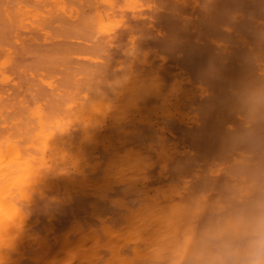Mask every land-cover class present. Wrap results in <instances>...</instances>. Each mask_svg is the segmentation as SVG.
I'll return each mask as SVG.
<instances>
[{
	"label": "bare ground",
	"instance_id": "bare-ground-1",
	"mask_svg": "<svg viewBox=\"0 0 264 264\" xmlns=\"http://www.w3.org/2000/svg\"><path fill=\"white\" fill-rule=\"evenodd\" d=\"M120 1L0 0V244H6L4 253L9 256L8 264H128L129 260H132L133 264H150L145 256L149 249L155 247L161 249L159 264H163L165 261L169 262L172 255L177 251L183 250L185 254H190L192 245L198 243L206 232L216 237L215 244L210 242L213 251L227 247H240L248 240L250 220L257 213L258 205L264 202V168L261 169L263 173L260 176L262 178L256 177L257 173L260 174L259 170L256 172L258 166L255 172L253 171L255 170L254 166V169L251 170L250 168L249 173L251 174L245 178L242 177L239 182L245 181V184H240L239 188L235 186L238 185L236 182L234 186L233 183L231 185V180L226 183L228 185L225 189L229 185L231 187V191L230 188L227 189L228 191L226 190L227 196L220 193L224 190L225 185L221 184L227 182L226 178L223 177L224 180L226 179L225 182L223 181L224 183L219 182L223 178L217 180L221 183L218 185L219 189L222 186L221 189L223 190L218 191V188L215 190L217 186L213 187L215 183L211 179L213 178L214 181V177H219L213 176L212 173L215 171L211 172L212 178H208L207 182L203 178L204 183H202V180L197 177L199 172L196 171L197 174L193 172V169L195 171L197 168H193L192 172L187 170L190 174L193 173L195 177L192 174L189 175V172L185 170L188 168L187 166H191L193 160L198 159L196 162L199 165L202 164L199 161L202 157L207 159V163L208 160L215 159V157L225 158L226 149L236 148L234 145L247 148L252 143H256V146L264 143V140H259L263 138L261 136H264V73L259 72V64L256 63L259 54L262 55V59L259 58V60H264V0H164L165 2L161 0L163 7L167 1L166 6L170 2L176 9L191 8L198 10L195 17L191 14L193 21H191V15L188 17L191 22L195 20V27L193 26V28L198 34L200 33L199 38L201 35L204 41L205 39L210 41L206 42L208 49L209 43L210 47L217 45L218 49L220 47L223 50L232 48L229 51V56L234 55L232 57L234 60L230 62H228V58H231L223 55V53L221 56L220 54H212L208 56L209 58L201 56L203 59H208L191 62L193 66L198 63L195 66L201 64L204 67L202 69L199 66L200 72L206 71L202 72V75L200 74L202 76L200 78H206L204 74L207 73V77L209 75L216 86L223 88L222 83L225 88L224 94H222L223 89L220 90L221 88L216 89L217 94V91L215 93L213 91L211 101L207 102V100L195 110L194 108L191 109L190 101L194 99L200 88L199 84L202 83H197V87L194 86V83L187 86L184 78L187 79L188 76L184 77L182 76L184 73L180 72V75L179 72V74L176 72L181 70L178 68L180 65L176 66L178 70H175L177 68L174 65H170L173 67L172 70H169L168 67L166 70L165 66L167 65H154L151 60L152 57L150 58L151 52L147 50H143V52L142 48H139L141 43L133 38H131V42L118 43V45L126 44V48L123 49L124 52L120 57H118L119 54L116 58L115 53L112 54L107 50L106 43H113L114 41L113 38L112 41H107L110 40L107 38L111 35L110 32L117 29L116 33H118L120 28L123 29L121 26L124 27V24L128 23L124 21L127 18L124 19L123 17L127 8L132 9L130 12L133 13V9H135L137 16L141 17L140 12L137 13L139 9H136L139 4L138 0H123L121 3ZM157 2L158 7L161 2L159 3V0ZM117 7L119 8L118 13L116 12L117 15L122 12L120 10L126 9L125 12L123 11L124 15H121L123 12L120 14V19L118 18L119 15L117 17L115 14ZM143 9L146 8L143 7ZM140 10L142 11L141 8ZM145 11V14H148L147 10ZM185 11H182L184 15L187 14ZM122 18L124 24L121 21ZM187 19L184 20L187 21ZM188 23L184 25L188 26L187 30L191 33L193 29L189 27L191 23L189 25ZM250 24L257 26L253 28L250 27ZM118 25L120 26L119 29ZM135 25L133 28L137 29ZM142 25L140 26L142 27ZM133 28L130 29L131 31L127 29L129 33L133 34L132 37H134L133 32L135 30ZM21 29H26L25 33L28 32L29 35ZM153 30L156 31V29ZM185 30L184 33L187 31ZM129 33L124 36L127 35L128 37ZM145 33L154 34L151 31ZM192 33L191 35L194 36ZM113 34L115 35V33ZM168 34L169 32H167ZM172 34L174 35V33ZM225 34L230 36V39L233 35L238 36L242 46H239L240 43L238 45L225 43L226 39L224 41L221 39V35ZM167 35L165 36L167 37ZM69 36L79 37V41L81 39L92 40L89 43L85 42L86 45L83 42L80 44L85 46L77 47L72 45L73 43H69V41L73 42ZM179 36L178 34L177 38L173 37L177 39L175 41H178ZM236 36H233L235 41L237 40ZM141 37L144 38V35ZM166 37L165 42L168 40ZM184 37L186 41L191 39L187 38L188 36ZM124 38L126 39V37ZM145 38L148 39V37ZM149 38H151L150 35ZM233 39L231 42L234 41ZM44 42L45 44H43ZM165 42L163 43L164 46ZM198 42L195 41V44L197 45ZM40 43L42 44L40 45ZM171 43V46L169 42L167 43L169 48L166 47V49L172 51L179 42H176L174 47ZM187 45L189 43L186 44V47ZM181 46L180 48L183 49ZM188 48L190 49V47ZM166 49H164L165 53L167 52ZM202 49L198 52L195 50V53L203 54ZM189 51L192 53L191 50ZM211 51L209 50L210 53ZM74 53H77L79 58H83L86 61L85 64L81 59L79 60L82 65L77 64L74 58L75 61H72L71 56ZM171 56L173 57V55ZM224 56L228 58L225 59ZM155 59L161 60V58ZM72 62L74 63L72 64ZM184 62L182 61V63ZM187 62L188 65H191L189 64L190 61ZM182 63H180L181 66ZM165 64H167L166 61ZM183 65L188 66L185 63ZM194 67L191 68H198ZM163 68L170 71L167 72L168 75ZM173 70L180 76V79L176 77L177 74L171 73ZM49 71L50 73L55 72V75L51 76L48 74ZM181 71L183 72V70ZM45 73L49 76L46 77ZM186 74L193 75V73L187 72ZM57 77L59 78L56 79ZM57 80L61 82L58 84ZM53 82L56 84L53 85ZM45 87H49L50 92H47ZM227 88H230L229 93L226 92ZM201 89H203V85ZM219 91L222 93L220 94ZM177 114H181L184 118H190L192 122L194 120L193 124L197 123L196 126L192 124L193 127L195 126L194 128H190L191 124L190 127L188 126L189 128L184 125V128L189 130L188 134L192 138L191 141L195 142L193 146L195 145L197 148H202V145L208 146L207 148L205 146V149L202 148L203 151L198 150L202 157L199 153L197 154L196 148L195 151H197L196 154L199 155V158L196 157L197 155L193 150L189 151L194 147L190 146L191 149L188 147V153L183 154L182 149L178 151L177 142L172 143V136L170 133L168 135V131H173L170 124ZM227 114H235L238 117L237 121L240 124L237 132H233L232 127L221 126L224 123L216 124V121L219 123L222 118L218 119L219 116ZM183 117L179 120L184 119ZM208 117L211 119L214 117L217 120L213 123V118L212 124H210ZM246 122L249 123L248 126H244ZM175 123L172 125L175 126ZM167 124L168 127L170 125L169 128L171 129H165ZM177 126L175 127L177 128ZM171 134L173 133L171 132ZM168 136H171V140L168 139ZM189 136L187 135V138ZM188 141L190 140L188 139ZM179 152L183 154V158L177 157V155L181 156ZM249 152L251 153V151ZM211 153L216 156L209 158ZM233 154L235 155V153ZM253 154L255 155V153ZM185 155L188 157V161L193 156L196 158L191 159L190 164H184L186 169L181 164L177 168L171 164L174 162L172 160L174 158V160L181 158L187 162ZM144 156L149 157L152 161L153 167L151 169L145 170L144 165L140 163ZM178 159L177 163H179ZM204 159L202 158L203 161H205ZM169 161L175 167H170L175 170L174 172H180L182 175L181 171L184 168L183 171L189 175L191 181L200 182L199 185L196 182V185L199 186L198 189L192 188V184L196 185L193 182L190 183L191 190L189 187L187 188L190 192H196L200 189L201 192L207 193L209 192L208 188L211 191L212 186L215 188L213 195H205L200 192L199 194L202 195L201 198L203 199H199L200 195L198 194V196L194 192L195 195H188L189 192L186 190L184 182L187 185L190 180L183 171V175L189 180L186 181L184 177L182 179L184 182L180 180L183 182V188L180 183L176 186L179 181L178 178L180 179L177 172L178 176L175 173L172 175L169 173L170 175L168 174L166 177L172 178L173 176L176 181L174 178L172 180L165 177L164 179L161 177L160 180V172L166 173L164 169L168 168ZM239 161L234 167L239 166ZM261 161L262 159L259 163L263 165L264 161H262L263 163ZM196 162L192 166L197 165ZM159 163L164 166V169L159 167L161 166ZM224 163L219 162L220 165ZM240 163L242 167L244 164ZM156 164H159L157 168L155 167ZM234 164L236 165V162ZM228 165L230 166L229 163ZM209 166L211 167L208 165V168H210ZM199 168L201 169V165ZM212 168H214L213 165ZM212 168L208 170L211 171ZM221 168L223 170L224 166ZM247 168H245L246 171L249 169ZM152 170L160 173H156L158 176L154 174L157 176L156 179H154L155 176H150ZM206 170L204 169V171ZM242 170L245 172L244 169ZM242 170L240 169V172ZM230 172H227L228 176ZM165 173L164 176L167 175ZM215 174L217 175V173ZM249 175H255L254 179L261 180L252 182L251 179L253 178ZM205 176L207 179L208 175L205 174ZM231 177L228 178L232 179ZM145 179L148 183L152 182L153 184L157 180L161 181L159 184L166 180L170 182L171 187L168 185L169 183L164 184L169 188L163 185L159 186L156 183L151 188L152 183H150L148 184L151 185L150 189L149 187L146 188V192L144 189L145 195L141 198L138 192L133 193V189L139 188L140 180ZM234 179H232L233 182ZM126 182L131 187L119 188V184H127ZM171 183L175 185H171ZM140 184V187L144 185ZM115 187L117 192L114 190ZM203 188L208 191L203 190ZM119 189H121L120 191L127 189V191L122 192L125 194L124 198V194L121 193L123 200L120 197ZM192 189L196 191H192ZM110 190L112 191L110 192ZM129 190V196L132 194V199L136 198L134 195H139L135 202L127 196L128 193L126 192ZM113 192L119 194L120 201L124 202L125 200V203L130 201L133 205L138 200L139 203L127 209L124 207L126 210L122 209L121 211L120 207H117L118 205L112 204L120 211L111 209L114 212L112 213L109 211L112 205L101 199L106 193L109 196L114 195L111 198L118 201L116 200L119 198L118 195L115 196ZM139 192L141 191L139 190ZM218 192L221 196L218 197L217 195L216 197L215 194ZM238 192L241 193L240 196L242 195L241 197L244 198L245 202L238 194L236 195ZM183 193L187 195H183ZM106 196L105 198L108 199L109 197ZM224 196L225 198L221 199ZM237 196L241 198L242 203L234 200ZM225 201L229 202L228 204L231 203L233 207L225 210L223 208L226 206L224 205ZM104 202H108V204L106 203L105 206ZM104 207H110L107 209L108 213ZM216 208H222L224 211L218 213V217H213L216 213L211 216V212ZM76 209L78 213L82 209L81 214H77ZM195 232H197L196 239L192 236Z\"/></svg>",
	"mask_w": 264,
	"mask_h": 264
},
{
	"label": "rangeland",
	"instance_id": "rangeland-1",
	"mask_svg": "<svg viewBox=\"0 0 264 264\" xmlns=\"http://www.w3.org/2000/svg\"><path fill=\"white\" fill-rule=\"evenodd\" d=\"M119 1H120V0H118V2H119ZM121 1H123V0H121ZM121 1H120V3H121ZM154 1H155V0H153V1H152V0H138L139 4H138V7H137L136 9H139V10H138V11L136 10V11H137V13L140 12L139 15H140L141 17L137 16V14H136V12H135V9H133L134 13H133L132 11L130 12V10H132V9H130V8H127V11H126L125 8H124L125 10H120V12H121V11H122V12H123V11H124V12L126 11V14H127V15H126L124 12H123V14H121V13H122V12H121V13L118 14V15H119V17H118L117 13H118V11H119V10H118L119 8L117 7V8H116L117 10H115V14H116V16L120 19V17H121L120 14H121V15H124V14H125L126 17H125V16H123V17H124V19L127 18V20H124V21H125V22H128V23H126L127 25L124 24L123 18L121 19V21H123V24H124V27L121 26L123 29H121L120 26L118 25V26H119L118 29L120 28V29L118 30V33H116L117 29L112 30V31L110 32L111 35H112L113 33H115V35H114V34H113V36L109 35V37H107V38H108V39L110 38V40H107V41H112V38H113L114 41H113V43H112V42H107L108 44L106 43V45H107L106 48L108 47L107 50H108L110 53H112V54L115 53L116 58H117V56H118L119 54H120V55H119L118 57H120V56L123 54V52H124V50H125V48H126V44H123V45L120 44V45H118V43H128V41H130L131 38H133V39L139 41V43H141V44H140L141 47H139V48H142V49H141L142 51H143V50H144V51L147 50V51H150V52H151V55H152V56H150V58L152 57L151 60H152V63H153L154 65H156V66H161L162 64H163L164 66L167 65V66H165V67H166V68H165L166 70H168V69H169V70H172V69H173V67H170V65H172V66L174 65L175 67H176V66L178 67V66L180 65L178 68H179V69L181 68V70H183V72H182L181 70H178L177 67H176L177 69H175V68H174V69H175V70H178V71H176L177 73H178V72H179V73L181 72L182 74L184 73L182 76H184V77H187V76H188L187 79L184 78V77H181V78H184V80H185L186 83H187V86H189V85H191V84L194 83V86L197 87V86H198L197 83H199V82L202 83V84H199V85H200V86H199L200 88H199V90L197 91V93H196L194 99H192V100L190 101L191 109L194 108V110H195L198 106H200L201 104H204V102H206L207 100H208L207 102L211 101V99H212L211 97L213 96V95H212V94H213L212 92L214 91V93H215V92L217 91L216 89L219 90V88H221V87H218V85L216 86L215 82H213V80L210 78V76L208 75V77H209L210 79L207 77V73L204 74V76L206 75V76H205L206 78H204V77H203V78H200V77H202V76H201V75H202L201 73H202V72H206L205 70H204V71L202 70V72H200V70H201L200 68L203 69L204 67H203L201 64L199 65V66H201L200 68H199V66H195V65L198 64V63H197V64H195L194 66H195V67H198V68H197V69H193V68H191V67H194V66H193V63L191 64V62H194L195 60H196V61H202V59H203L202 57H208V56H211L212 54H213V55L220 54V56H221L222 53H223V55L225 54V55H227L228 57L231 58V59H229L227 56H224L225 59H226V57H227V58H228V62H230L231 60H234V59H232V57H234V55L231 54V55L229 56V54H230L229 51L232 50V48L230 47V48L227 49V50H223V48L220 47V48L218 49L217 45H215L216 47H214V46H211V47H210V43H209V49H208V45H207L208 43L206 44V42H210V41H207V39H205V41H204L203 38H202L201 35H200V38L202 39V40H201V39L199 38V34H200V33L198 34V32H196V30L193 28V26L195 27V24H194V23H195V20H194V22H191V21H193V20H192V19H193V16H192V15H194V17H195V14H196V12H198V10L196 11V9H191V8H182V9H178V8H177V9H176V7L173 6V4H171L170 2H168L169 4H167V6H166L167 1H166V3H164V5L166 6V8H165V6H164V7L161 6V4L163 5L162 2H165L164 0H163L162 2H161V0H159V3H160V2H161V3H160V6L157 7V5H159V4H157V3H158L157 0H156L155 2H154ZM153 2H154V3H153ZM155 3H156V4H155ZM147 5H148V6H147ZM168 5H170L169 8H167ZM171 5H172V6H171ZM143 7L146 8L145 10H147V13H148V14H145L146 11L143 9ZM160 7H163V8L161 9ZM140 8L142 9V11L140 10ZM159 8H160V10H159ZM172 8H173V10H176V11H173ZM174 8H175V9H174ZM122 9H123V8H122ZM128 9H129V11H128ZM152 9H155L156 12H154L155 10H152ZM163 9H164L165 12L163 11ZM165 9H166V10H165ZM169 9H170V10H169ZM158 10H159L160 12H159ZM161 10L163 11L162 14H161V12H162ZM177 10H179V11L177 12ZM181 10H182V11H183V10H184V11L186 10L185 13H187V14L184 15V12H182ZM190 10H191V11H190ZM148 11H150V12H148ZM192 11H193V13H192ZM194 11H195V13H194ZM116 12H117V13H116ZM151 12H152V13H151ZM153 12H154V13H153ZM173 12H175V13L173 14ZM180 12L184 15V19H185V18H188L187 21L183 19V15H182ZM156 13H157V14H156ZM178 13H179L180 15H179ZM189 13H190V14H189ZM141 14H142L143 16H142ZM154 14H155V15H154ZM164 14H165V15H164ZM191 14H192V15H191ZM128 15H129V16H128ZM133 15H134V16H133ZM151 15H152V17H151ZM156 15H157V16H156ZM158 15H159V16H158ZM173 15H174V16H173ZM190 15H191V16H190ZM136 16H137L138 18H137ZM162 16H163V17H162ZM171 16H172V17H171ZM177 16H178V17L180 16V17H179V20H178V17H177ZM185 16H186V17H185ZM188 16H190L191 21H190V18H189ZM135 17H136V18H135ZM143 17H144V18H143ZM154 17H155V18H154ZM157 17H158V18H157ZM167 17H168V18H167ZM170 17H171V18H170ZM175 17H176V18H175ZM181 17H182V18H181ZM147 18H148V20H147ZM172 18H173V19H172ZM137 19H138V21H137ZM139 19H140V20L142 19L143 22H144V24H143L142 20L140 21ZM144 19H145V20H144ZM149 19H150V20H149ZM167 20H168L169 22H168ZM171 20H172V21H171ZM182 20H183V21H182ZM188 20H189V21H188ZM139 21H140V22H139ZM145 21H146V22H145ZM147 21H148V22H147ZM160 21H161V22H160ZM175 21H176V22H175ZM185 21H186V22H185ZM138 22H139V23H138ZM166 22L169 23V24H167ZM184 22H185V23H188V22L191 23V25H190L189 27H191V28L193 29V30H191V31L194 32V33H192V32H191V33H192L194 36L191 35V33H190L189 30H187V27H188V26L186 27V26L184 25V24H185ZM121 23H122V22H121ZM146 23H148V24L146 25ZM156 23H157V24H156ZM176 23H178V24H176ZM190 23H188V25H189ZM123 24H122V25H123ZM135 24H137V25L139 24V25L137 26V25H135ZM142 24H143V25H142ZM162 24H164V25L162 26ZM179 24H180V25H179ZM181 24H182V25H181ZM193 24H194V25H193ZM120 25H121V24H120ZM125 25H126V27H125ZM134 25L137 27L138 30L135 29V28H133ZM140 25H142V27H141ZM176 25H177V26H176ZM178 25H179V26H178ZM183 25H184L185 27H184ZM251 25H252V24H250V27H253V28H256V26H257L256 24H253L254 26H253V25L251 26ZM143 26H144V27H143ZM147 26H148V27H147ZM172 26H173V27H172ZM174 26H175V27H174ZM181 26H183V27L181 28ZM131 27L133 28V30L135 29L134 32H133V33H134V37H132L133 34H131V32H130V33L128 32V30L132 29ZM138 27L140 28V30H139ZM150 27H151V28H150ZM169 27H170V28H169ZM141 28H142V29H141ZM164 28H165V30L163 31ZM166 28H167L168 30H167ZM171 28H172V29H171ZM174 28H175L176 30H175ZM178 28H179V29H178ZM184 28H185L187 31H186ZM127 29H128V30H127ZM151 29H152V30H153V29H156L157 32H156L155 30L152 31ZM161 29H162V30H161ZM121 30L123 31V33H122ZM133 30H132V31H133ZM143 30H144V31H143ZM166 30H167V31H166ZM184 30H185L186 32H188V33H186V32L184 33ZM21 31H24V33H25L26 29H25V30L21 29ZM27 31H28V29H27ZM114 31H115V32H114ZM119 31H121V33H119ZM130 31H131V30H130ZM135 31H136V32L138 31V32L136 33ZM140 31H141L142 34H141V33L139 34ZM147 31H148L149 33H150V31H151V33H154L155 35H154V34H148V33H145V32H147ZM165 31H166V32H165ZM176 31H177V33H176ZM163 32H164L165 34H162ZM167 32H169L168 35H167ZM182 32H183V33H182ZM24 33L22 32V34H24ZM126 33H127V34L129 33L130 35H128V37H127V35L124 36ZM157 33H158V34H157ZM170 33H171L172 36L170 35ZM172 33H174V35H173ZM175 33H176V36H177V37H178V34L181 36V37L179 36L180 40H179V38H178V41H175V40H177V39L173 38V37H176V36H175ZM180 33H181L182 35L184 34V36H188L187 38H189V39L191 38V39H190V40L187 39V41H186V38H185L184 36H182ZM25 34H28V32H26ZM117 34H119L120 36L117 35ZM186 34H187V35H186ZM28 35H29V34H28ZM143 35H144V38L141 37V36H143ZM145 35H146V36H145ZM149 35H150L151 38H149ZM156 35H157V36H156ZM159 35H160V36H159ZM165 35H167L169 41L167 40V37H166ZM189 35L192 36V37H190ZM72 36H73V35H72ZM114 36H116V37H115L116 40H115ZM136 36H137V37H136ZM153 36H154V37H153ZM164 36L166 37V40H167L166 42H165V40H164V39H165ZM197 36H198V37H197ZM223 36H224L225 38H224ZM233 36H236V35H233ZM233 36L231 37V39H233ZM124 37H126L127 40H126ZM135 37H136V38H135ZM145 37H148L149 40H148L147 38H145ZM161 37H162V38H161ZM177 37H176V38H177ZM183 37H184V38H183ZM222 37H223V38H222ZM229 37H230V36H228L227 34H225V35H221V39H222L223 41H224V39H226V42H225V43L230 44V45H232V44L238 45V44L240 43L239 46H240V47L242 46V42L238 40V36H236V39H237V40L235 41V40L233 39L234 41H232V42H231V39H230ZM69 38H70V39L72 38L71 41H73V42H70V41H69V43H71V44L73 43L72 45H75V46H77V47L85 46V45H86L85 42L89 43V42L92 40V39L89 40V39H87V38L85 37L87 40H85V39H81L82 41H81V40L79 41L78 39H80V38H79V37L76 38V36H75V37H70V36H69ZM81 38H83V37H81ZM140 38H141V40H140ZM154 38H155V39H154ZM198 38H199L200 40H199ZM122 39H123L124 41H123ZM145 39H146V40H145ZM150 39H151V40H150ZM153 39H154V40H153ZM161 39H163V40H161ZM184 39H185V40H184ZM192 39L195 40L196 42L199 41L200 44H199V42H198L197 45H196V44H195V41H193ZM39 40H41V39H39ZM74 40H75V41H74ZM84 40H85V41H84ZM156 40H158L160 43H159L158 41H156ZM222 40H220V41H222ZM121 41H122V42H121ZM151 41H152V43H151ZM162 41H163V42H162ZM174 41H175V42H174ZM181 41H182L183 43H182ZM185 41H186V42H185ZM191 41H192V42H191ZM39 42H41V41H39ZM42 42H43V41H42ZM60 42L62 43V41H60ZM63 42L65 43L64 40H63ZM78 42H79V43H78ZM82 42H83V44L85 43V45H83V44L80 45ZM130 42H131V41H130ZM153 42H154L155 44H157V45H155ZM164 42H165V46H164V44H163ZM168 42H169V45H170V42H172V43H171V44H173L172 47H174V46L176 45V42H179V43H180V44L177 43L178 45L175 46L176 49L173 48L174 53H173V50H172V51H171V49L168 50V48H169V46H168V44H167ZM161 43H162V44H161ZM174 43H175V44H174ZM188 43H189L190 46L187 45V47H186V44H188ZM191 43H192V44H191ZM41 44H42V43H40V45H41ZM43 44H45V42H44ZM153 44H154V45H153ZM166 44H167V45H166ZM184 44H185V47H183ZM202 44H203V49H202ZM46 45H48V43H46ZM110 45H111V47H109ZM143 45H144V46H143ZM180 45H182L181 47H182L183 49L180 48ZM205 45H206V46H205ZM211 45H212V44H211ZM120 46H122V47H121V50H120ZM153 46H156V47L153 48ZM162 46L164 47V49H166V47H168V48L166 49V50H167L166 53L164 52L165 50L163 49ZM170 46H171V45H170ZM177 46H178L179 48H178ZM198 46L200 47L199 49L197 48ZM204 46H205V47H204ZM41 47H42V46H41ZM143 47H144V48H143ZM188 47H190V49H189ZM194 47H195V48H194ZM212 47H213V48H212ZM118 48H119V49H118ZM177 48H178V49H177ZM185 48H186V50L188 49V50H187L188 52L185 50ZM191 48H192V49L194 48L193 51H192ZM206 48H207V50H206ZM214 48H215L216 50H215ZM123 49H124V50H123ZM201 49L203 50L202 52H204L205 54H204V53H203V54L201 53L202 55H201V54L198 55V53H195L196 51L198 52V51H200ZM204 49H205L206 52H207V51L209 52V50H212L213 52H212V51H211V53L209 52V55H208V52L206 53V52L204 51ZM221 49H222V50H221ZM182 50H183V51H182ZM189 50H191L192 53H190ZM195 50H196V51H195ZM255 50H257V49H255ZM137 51H139V50H137ZM144 51H143V52H144ZM157 51H158V52H157ZM162 51H163V53L161 54ZM170 51H171V52H170ZM175 51H177V52H175ZM178 51H179L180 54L178 53ZM185 51H186V52H185ZM257 51H258V50H257ZM109 52H108V54H109ZM118 52H120V53H118ZM193 52L196 54L195 56H194V53H193ZM153 53H154V54H153ZM169 53H170V54H169ZM183 53H184V56H183ZM259 53H261V52L259 51ZM165 54H166V55H165ZM174 54H176V55H174ZM181 54H182V55H181ZM192 54H193V55H192ZM206 54H207V56H205ZM115 55H114V56H115ZM167 55H168V56H167ZM171 55H173V57H172ZM177 55H178V56H177ZM223 55H222V56H223ZM73 56H75V57H73ZM170 56H171V57H170ZM197 56H199V57H197ZM201 56H202V57H201ZM259 56H260V54H259ZM259 56H257V57H258V60H257L256 63H257V65L259 64V65H258L259 68H258V67H257V68H258L259 72L264 73V70H263V69H264V60H261V61H260L259 58L262 59V58H261L262 55H261L260 57H259ZM77 57H78L77 53H76V54L74 53V55L71 56V60L74 58V59L76 60V63H77V64H78V63L80 64L81 61H80L79 59L83 60V58H81V57H80V58H79V57L77 58ZM168 57H169V58H168ZM187 57H188V59H187ZM196 57H197L198 60L196 59ZM224 57H223V58H224ZM263 57H264V55H263ZM155 58H161V60L159 59L160 62H159L158 59H155ZM167 58L170 59V60H168ZM199 58H200V60H199ZM208 58H209V57H208ZM208 58H204L203 60L208 59ZM74 59H73L72 61H75ZM154 59H155L156 61H155ZM186 59H187V60H186ZM263 59H264V58H263ZM171 60H172V61H171ZM185 60H186V61H185ZM165 61H166L167 64H165ZM182 61H183V62L185 61V62H184L185 65H188V62H187V61H190L189 64H191L192 66H191V65H188V66H191V67H190L191 70H189L190 68H188V66L185 67V66L183 65L184 63H182ZM196 61H195V62H196ZM226 61H227V60H226ZM82 62H84V64H85L86 61L83 60ZM156 62H157V63H156ZM163 62H164V63H163ZM186 62H187V63H186ZM73 63H74V62H72V64H73ZM169 63H170V64H169ZM172 63H173V64H172ZM174 63H175V64H174ZM176 63H177V64H176ZM180 63H182V66H181ZM77 64H76V66H78ZM159 64H160V65H159ZM74 65H75V64H74ZM80 65H82V64H80ZM80 65H79V66H80ZM164 66H162V67H164ZM262 66H263V68H262ZM167 67H168V69H167ZM195 67H194V68H195ZM186 68L188 69L187 71L185 70ZM260 68H261V70H260ZM165 69L163 68V70H165ZM199 69H200V70H199ZM166 70H165V71H166ZM175 70L171 71V73L174 72L173 74H177V73H175ZM194 70H195V72H198V73L193 72ZM196 70H197V71H196ZM46 72H47V71H46ZM167 72H170V71H166V74H167ZM186 72H187V73H193V75H192V74H186ZM179 73H178V74H179ZM181 73H180V75H181ZM208 73H209V72H208ZM262 73H261V75H263ZM45 74L47 75V73H45ZM48 74H50L51 76H52V75L54 76V75H55V72L52 71V72L50 73V71H49ZM168 74H169V73H168ZM168 74H167V75H168ZM178 74L176 75V77H179V79H180V76H179ZM185 74H186V76H185ZM200 74H201V75H200ZM196 75H197V76H196ZM48 76H49V75H47L46 77H48ZM191 76H192L193 78H192ZM194 76H195V78H194ZM58 78H59V77H57L56 79H58ZM209 80H210V81H209ZM57 81H58V84L61 82L60 80H57ZM57 81H56V82H57ZM54 82H55V81H54ZM54 82H53V85L56 84V83H54ZM263 82H264V81H263ZM216 83H218V82L216 81ZM218 84H220V83H218ZM46 85H47V84H46ZM202 85H203V89H201V86H202ZM44 86H45V85H44ZM47 86H49V85H47ZM192 86H193V85H192ZM219 86H220V85H219ZM221 86H222L223 88H221L220 90L223 89V93H222V91H219V93H220V94H221V93L224 94V92H225L224 89H225V88H224V86H223L222 83H221ZM49 87H50V86H49ZM49 87H45V88H46L45 90H46L47 92H50V88H49ZM47 88H49V89H47ZM200 89H201V90H200ZM227 89H228V90H227ZM227 89H226V92L229 93V92H230V88H227ZM48 90H49V91H48ZM217 93H218V91L216 92V94H217ZM210 95H211V96H210ZM203 98H204V99H203ZM201 101H202L203 103H202ZM178 115H179V116H178ZM180 115H181V114H177V115H175L176 118H174V121H173V122L171 121L172 124H174V123H175V120H177L176 123H177V122H178V123H177V124L175 123V126H176V125H178V126L180 125L179 128H178V126H177V128H176V127H175L174 125H172V124H170L171 127H172V129L169 128V127H170V125H169V127H168L169 121L167 122L168 124H167V126H166V128H165L166 130L171 129V130L174 131V132L171 131L173 134H171V132L168 131V135H169V133H170V135L172 136V141H173L172 143L177 142V144L179 145V148H178L179 150H178V151H181V149H182L181 152H183V154H184V153H185V154L188 153V149H189L188 147H190V146H191V147H194V148L191 149V147H190L191 150H189V151H192V150H193V151L195 152V154H196V152H197L198 150L203 151V149H205V146H206V148H207L208 146H207V145H204V146L202 145V148H203V149H202V148H197L195 145L193 146V144H195V142H192V141H191L192 138H191V137L189 136V134H188L189 130L187 131V129L184 128V125H185V127H186V126H187V127H188V126L190 127V124H191V127H190V128H194V127L196 126L195 124H197V123L195 122V124H193V123H194V120H193V122H192V120H191L190 118H187V117L184 118L182 115H181V116H180ZM226 116H227V117L229 116L230 118H229V117L227 118ZM181 117H183L185 120H184V119L179 120ZM221 117H222V118H221ZM186 118H187V119H186ZM208 118H209V117H208ZM213 118H214V117H213ZM213 118H212V119H213ZM219 118H221V120H219V123H218V121H216V120H217L216 118H214L213 123H214L215 121L217 122L216 124H220V125H221V123H224V125H221V126L232 127L233 132H237V130H238L237 128H239V124H240V123L237 121V118H238V117H237L235 114H234V115H228V114H227V115H223V116L221 115V116L218 117V119H219ZM232 118H233V119H232ZM209 119H210V120H209L208 122H211L212 119H211V118H209ZM182 120H183V121H182ZM181 121H182L183 123H182ZM232 121H234V122H232ZM185 122H186L187 124H189V125H187ZM235 122H236V123H235ZM237 123H238V124H237ZM182 124H183V127L181 128ZM192 124L195 125V126L193 127ZM210 124H212V122H211ZM236 124H237V125H236ZM201 125L203 126V123H202ZM204 125H205V124H204ZM248 125H249V123L246 122L244 126H248ZM173 126H174V127H173ZM167 127H168V128H167ZM187 127H186V128H187ZM189 127H188V128H189ZM173 128H174V129H173ZM180 128H181V129H180ZM175 129H176V130H175ZM178 129H179V130H178ZM181 132H182V133H181ZM183 132H184V134H183ZM176 133H177V134H176ZM180 133H181V136H180ZM235 134H236V133H235ZM178 135H179V136H178ZM187 135L189 136L188 138H187ZM171 136H168V139H169V140H171ZM177 136H178V137H177ZM182 136H183L184 138H183ZM173 137H174V138H173ZM261 137L264 138V136H261ZM190 138H191V139H190ZM263 138H261V139H259V140H260V141H263V140H264ZM173 139H174V140H173ZM176 139H177V140H176ZM188 139H189L190 141H188ZM257 139H258V138H257ZM259 140H258V141H259ZM180 141H181V142H180ZM183 141H184V143H183ZM189 142L191 143L190 145H189ZM255 142H256V140H255ZM263 142H264V141H263ZM182 143H183V144H182ZM257 143H258V142H257ZM187 144H188V145H187ZM254 144H255V145H254ZM260 144H261V145H260ZM260 144H258V146H256V143H252V144H251L249 147H247V148H245V147H240V146H238V145H234L237 149H236V148H232V150H230L231 148H229V149H228V150H230L229 152H227L228 150L226 149V151L224 152V153H225L224 155H225L226 157H225V158H220V157L218 158V157H217V158L219 159L218 161H217V158L215 157L216 155L211 153V157H209V158H212V156H213V158L215 157V159H210V160H208V163H207V161H206L207 159L205 160L204 157H202V154H200V152L198 151L197 154L199 153V155H201L200 157H202V158L205 160V161H203L202 158L199 159V161H201V163H202V164H200V165H201V169L199 168V167H200L199 163H197V162H198V159H197V160H193V161L191 160V159H196L195 156H193V155H192L193 157H192L191 159H190V158H189V159L193 162V163L191 162L192 164H194V162L197 161V162H196L197 165L195 164L194 166H196V167H194V166H192V164H191V166L189 165L190 167L187 166L189 169H188V168L186 169V166H185L184 164H185V163H186V164H190V160L188 161V157H187L186 155H185V156H186L187 158L185 157V159L187 160V162H186L185 160L181 159V158L184 157V156H182L183 154H181V152H179V153L181 154V156H178V155H177V157H181V158H179V159L177 158L179 163H177V159L174 160V159H175V158H174V159H172L174 162L172 161L173 163H171V162H170L171 160H170V161H169V164L171 163L173 166L175 165L176 168H177V166H178L179 164H181V165H183V167L186 169V170H185L186 172H189V171H187V170H191V172H192V169H193V168H197L195 171H194V169H193V172L198 171L199 173L196 172V174L198 173L197 177L200 178L201 180L204 178V180H205L206 182H207V180H209L208 178H210V177L212 178V176H210V175H212V174H213V176H214V175H215V176H219V177H214V178H215L214 181H213V178L211 179L212 182H214L215 184L218 182V181H217L218 179L223 178V177L226 178V179H227V182H225L226 179L224 180V178H223V180H222V179L219 180V182H221V183L224 181V182H225V183L223 182L224 184H221V183L218 182L217 185H215V184L213 185V183L210 181L211 184L213 185V187H214V186H217V187H216V189H215V188H212V186H211V191H210V189L208 188L209 192H207V191H208L207 189H204L205 186H202V187H204L203 190H207V191H206L207 193H205V192H201L202 190H200V189H199V191H198V190H197V191L195 190L197 187H199V186L196 185V182H197L198 185H199L200 182H198V181H194V180H193V181L190 180L189 175L192 174V176L195 177V175H194L193 173L190 174V172H189V173H188L189 175H188L186 172L183 171L184 168H182V166H181V168L183 169L182 171L188 175L189 178H188L187 176H186V177L190 180V181H189V180H187V179L185 178V176L183 175L184 173H183L182 171H181V174H182L183 176L180 175V172L178 173V172L176 171V172L179 174V177H180V179L177 177L179 181L182 180L183 177L186 179V181H189V182L187 183V185H186V183L182 180V181L184 182V185L186 186V190H188V189H187L188 187H189V189L191 188V184H192V182H193L196 186H194V185L192 184V188H195V187H196V188H195V189H192V191L195 190L196 192H194V191H193V192L196 193L197 195L201 192V194L204 193L205 195L207 194V195H211V196H212V195H213L212 193H213L215 190H217V188H218V191L224 189L223 191H225V192L222 193L223 191H221L220 193L223 194V195L225 194V196H227V195H226V193H227L226 190L230 188L229 190L231 191V187H230V185H229L228 188L225 189V188L227 187V185H228V184L226 185V183H228V182L231 180V181H230V182H231V185H232V183H233V186H234V184H235V182H236L238 185H235V186H237V187H238V186L240 187V184H241V185H242V184H245V183H244L245 181H244V182H243V181H242V182H239V181H241V179H242L243 176H244V178H245V177H247L248 174H251V173H249L250 168H251V170H252V168L254 169V167H255V170H253L254 172H255L256 169L258 168L256 172H258V170H259V173H260V174L257 173V176H256V177L259 176V178H262V176H260V175H262L261 173L264 172V171H263V172L261 171V169L264 168V163L262 162V161H264V151H263V150H264V149H263V148H264V146H263L264 143H260ZM175 145H176V144H175ZM175 145H174V146H175ZM234 146L232 145V147H234ZM259 146H260V147H259ZM261 146H262V148H261ZM195 148H196L197 151H195ZM243 148H244V149H243ZM251 148H252V149H251ZM260 148H261L262 150H261ZM249 149H250V150H249ZM248 150L251 151V153H250ZM178 151H177V152H178ZM186 151H187V152H186ZM243 151H244V152H243ZM245 151H246L247 153H246ZM170 152H171V151H170ZM194 152H193V153H194ZM236 152H238V153H236ZM175 153H176V150H175ZM179 153H178V154H179ZM193 153H192V154H193ZM202 153H203V152H202ZM228 153H229V154H228ZM233 153H235V155H234ZM244 153H245L246 156L243 155ZM253 153H255V155H254ZM189 154H190V153H189ZM189 154H188V155H189ZM197 154H196V155H197ZM209 154H210V153H209ZM232 154H233L234 156H233ZM237 154H239L238 157H237ZM241 154H242V156H240ZM154 155H155V154H154ZM174 155H176V154H174ZM199 155H197L196 157L199 158V157H198ZM155 156H157V155H155ZM204 156H205V155H204ZM232 156H233V157H232ZM249 156H250L251 159L249 158ZM251 156H252V157H251ZM254 156H255V157H254ZM174 157H175V156H174ZM207 157H208V156H207ZM207 157H206V158H207ZM234 157H235V158H234ZM240 157H241V158H240ZM243 157H245V158H243ZM246 157H247V158H246ZM221 159H222L223 161H222ZM236 159H237V160H236ZM256 159H257V160H256ZM261 159H262L261 162L263 163V165H261V163H259ZM179 160H181L182 162L179 161ZM212 160H213V162H212ZM215 160H216V161H215ZM224 160H225V163H224ZM238 160H240L239 163L242 162V164H244L243 166H247L249 169H248L247 167H243V166L241 167V166H240L241 163H240V164L238 163V165H239L238 167H234V166H237V162H238ZM243 160H244V161H243ZM245 160H246V161H249V162H246ZM251 160H252V161H251ZM255 160H256V161H255ZM221 161H222V162H221ZM226 161H227V162L229 161L228 163L230 164L231 167L228 165V163H227ZM250 161H251V162H250ZM254 161H255V162H254ZM175 162H176L177 164H176ZM203 162H204V163H203ZM216 162H218V163H216ZM219 162H220L221 164H222V163H224V164H223V165H220ZM233 162H234V163L236 162V165H235ZM245 162H246V163H245ZM257 162H258V163H257ZM174 163H175V164H174ZM232 163H233L234 165H233ZM250 163H251V164H250ZM159 164H160V163H159ZM159 164H156L155 167L157 168V166H159ZM169 164H167V166H168L169 169H168L167 167H165V168H167V169H164V166H162V165L160 164L161 166H159V167H160V168L163 167V169L166 171V173L164 172L165 175L167 174L166 176H164V173H163V172H160V170H159L160 168H159L158 170H159V172L161 173V175H159L160 180H161V177H162V179H164V177L166 178V177L168 176L169 173H170L171 175H172V173H173V174L175 173V174L178 176V174H177L176 172H174L175 170H174L173 168H175V167H173L171 164H170V166H169ZM203 164H204V165H203ZM205 164H206V165H205ZM207 164H208V165H211V167L209 166L210 168H212V165H213L214 168H212V170L209 171L210 168H208V165H207ZM216 164H217V165H216ZM231 164H232L233 166H232ZM249 164H250V165H249ZM219 165H220V166H219ZM165 166H166V165H165ZM171 166H172L173 168H170ZM197 166H198V167H197ZM204 166H205V167H204ZM222 166H224L223 170H222V168H221ZM251 166H252V167H251ZM253 166H254V167H253ZM257 166H258V167H257ZM179 167H180V166H179ZM256 167H257V168H256ZM202 168H204L205 170H206V168H207V170H208V169H209V170H208V171L206 170V171H207V172H206V171H204V169H202ZM245 168H247L248 170L246 171ZM213 169H215V170H213ZM216 169H218V170H216ZM219 169H220V170H219ZM229 169H231V170H229ZM240 169H241V170L244 169L245 172H243V170L240 172ZM154 170H155V169H154ZM154 170H152V171H154ZM158 170H157V171H158ZM176 170H177V169H176ZM226 170H228V171H226ZM236 170H237V171H236ZM263 170H264V169H263ZM152 171H150V176H151V177H152V176L154 177L155 175H157L156 173H159V172H155L156 170L154 171V173H151ZM168 171H169V172H168ZM178 171H180V169H178ZM202 171H203V173H202ZM212 171H215V172L211 174ZM229 171H231V172L229 173V176H228V175H227V174H228L227 172H229ZM260 171H261V172H260ZM167 172H168V173H167ZM200 172H201V174H200ZM205 172H206V173H205ZM209 172H210V174H209ZM220 172H221L222 174H221ZM223 172H224V176H223ZM160 173H159V174H160ZM207 173H208V174H207ZM215 173H217V175H216ZM218 173H219V174H218ZM235 173H236V174H235ZM154 174H155V175H154ZM170 174H169V175H170ZM186 174H185V175H186ZM199 174L201 175V177L199 176ZM203 174H204V175H203ZM205 174L208 175L207 179L205 178V177H206ZM237 174H238V175H237ZM252 174H253V173H252ZM255 175H256V173H255ZM255 175H252V176L249 175L250 177L253 178V179H251L252 182H253V181H259V180H261V179L256 180L257 178L254 179V176H255ZM157 176H158V175H157ZM157 176H155L154 179H156ZM174 176H175V175H174ZM204 176H205V177H204ZM225 176H228V177H231V176H232L231 178H232V179L235 178V179H234L235 181L233 182L232 179H230V178H228V177H225ZM181 177H182V178H181ZM197 177H196V178H197ZM238 177H239V178H238ZM168 178L170 179L171 177H168ZM168 178H166V179H168ZM172 178H174V181H176V178H175V177L172 176ZM172 178H171V179H172ZM191 178H192V177H191ZM237 178H238V179H237ZM244 178H243V179H244ZM149 179H150V178H148V180H149ZM154 179L151 178V180H154ZM185 179H184V180H185ZM192 179H193V178H192ZM248 179H249V178H248ZM160 180H159V181H160ZM172 180H173V179H172ZM172 180H171V181H172ZM196 180H197V179H196ZM201 180H200V181H201ZM142 181H143V182H142ZM149 181H150V180H149ZM155 181H156V180H155ZM159 181L157 180V182H156L159 186H162V185L164 186V184L167 185V183H169L168 185L170 186V182H168V181H166V180H165V181L163 180L164 183L162 182L161 184H159ZM179 181L177 182V184H176V182H175V184H176V186H178V183H180V185H181V187H182L183 182H181V181L179 182ZM215 181H217V182H215ZM153 182H154V181H153ZM160 182H161V181H160ZM201 182L204 183L203 180H202ZM126 183H127V184H125V183L119 184V185H118L119 188L122 187V189H123L124 187H127V188H129V186L131 187V185H130L128 182H126ZM140 183H142V185L144 184L143 186H145V187H144V188H142L143 186L140 187V186H141ZM150 183H152V182H149V183H148V182H147V179H145V180H140V182H139V188H140V189H139V188H136V190L133 189V193L138 192V193L141 195V198H142V196L145 195V192H146V190H147L146 188L149 187V189H150V186H151V185H148V184H150ZM156 183H154V184L152 183L151 188L154 187ZM173 183H174V182H173ZM173 183H171V185H172ZM190 183H191V184H190ZM202 183H201V184H202ZM175 184H173V185H175ZM188 184H189L190 186H189ZM219 184H221V185H223V186L225 185V187L223 188V187L220 185L221 188H223V189H221V188L219 189V186H218ZM146 185H147V186H146ZM153 185H154V186H153ZM158 185H157V186H158ZM184 185H183V186H184ZM204 185H205V184H204ZM118 186H117V190H118ZM159 186H158V187H159ZM164 187H168V186H164ZM170 187H171V186H170ZM172 187H173V186H172ZM202 187H201V189H202ZM208 187H209V186H208ZM239 187H238V188H239ZM168 188H169V187H168ZM182 188H183V187H182ZM144 189H145V192H144ZM197 189H198V188H197ZM212 189H213V191H212ZM214 189H215V190H214ZM114 190H115V192H117V191H116V187H115ZM120 190H121V189H119V193H120V197H121V193L124 192V191H127V189H126V190L124 189V190H122V191H120ZM130 190H131V188H130ZM130 190H129L128 192H126V193H128V195L126 194L127 196H129V192H130ZM139 190H140L141 192H139ZM190 190H191V189H190ZM239 190H240V189H239ZM111 191H112V190H110V192H111ZM227 191H228V190H227ZM110 192H108V194H109ZM115 192H113V194H114ZM147 192H148V191H147ZM188 192H189L188 195H190V194H194L193 192H190L189 190H188ZM142 193H143V194H142ZM186 193H187V192H186ZM186 193H183V195H187ZM229 193H230V192H229ZM108 194H106V193H105V195L103 194L104 197H103V199H101V200L108 201L111 205H112V204H113V205L115 204L114 206L118 205L117 207H118V208L120 207V208H119L120 211H121L122 209L126 210V209L129 208L130 206H133V205H136V204L139 203V202H137L138 200L136 201V204L134 203L133 205L130 203V201H127V200H126V201H127V202H126L127 204L125 203V200H124V202H123L122 200H123V198L125 197V194H124V193H122V194H124L123 198L121 197V199H122L121 201H122L124 204L120 201L119 194L115 193V196L118 195L117 197H119V198H116V200H118V201H115V199H112V198H111V197H113L114 195L109 196ZM110 194H111V193H110ZM214 194H215V193H214ZM227 194H228V193H227ZM237 194H238V196H240L241 193L238 192V193H236V195H237ZM106 195H107V196H106ZM131 195H132V194H131ZM131 195H130L129 197H131ZM179 195H180V194H179ZM194 195H195V194H194ZM197 195H196V197L198 198V196H199L200 194H199L198 196H197ZM217 195H218V197L221 196V195H219V192H218L217 194H215L216 197H217ZM223 195H222V196H223ZM245 195H246V194H245ZM245 195H244V196H245ZM250 195H251V194H250ZM250 195H249V196H250ZM105 196H106V197H109L108 199H110V198H111V199L108 200L107 198H105ZM127 196H126V197H127ZM137 196H139V195H134V197H136V198L132 199V197H133V196H132L130 199L133 200V202H135V200L139 198V197L137 198ZM225 196L222 197V198L220 197V198L223 199V198H225ZM238 196H237V197H238ZM241 196H242V195H241ZM241 196H240V197H241ZM246 196H247V195H246ZM129 197H128V199H129ZM201 197H202V195L199 196V199H200ZM237 197H235L234 200L236 199V202H240V203H242V201H241V198H242V197H241V198L238 197L239 199H238ZM251 197H252V196H251ZM251 197H250V198H251ZM250 198H249V199H250ZM252 198H253V197H252ZM201 199H203V198H201ZM245 199H246V197H245ZM113 200H114V201H113ZM237 200H238V201H237ZM239 200H240V201H239ZM242 200H243V202H245L244 198H242ZM250 200H251V199H250ZM101 202H102V201H101ZM108 202H104V203H105V206H106V203L108 204ZM133 202H132V203H133ZM140 202H141V200H140ZM225 202H226V203H224V205H226V206L223 207V208H225V210H229V209H231V207H233V206H231V205H232L231 203L228 204L229 202H228V203H227V201H225ZM231 202H232V200H231ZM233 202H234V201H233ZM236 202H234V203H236ZM104 203H103V204H104ZM128 203L131 204V205H129ZM240 203H239V204H240ZM110 204H109V205H110ZM239 204H236V205L238 206ZM111 205H110V207H111ZM113 205H112L111 208H110V207H104V209L106 208L105 211L108 213V212L111 211V209H112L113 211H117V212H118V211H119L118 208L113 207ZM119 205H120V206H119ZM227 205H228V206H227ZM236 205H234V206L236 207ZM75 206H76V205H75ZM107 206H108V205H107ZM73 207H74V206H73ZM124 207H125L126 209H125ZM71 208H72V207H71ZM74 208H76V207H74ZM108 208H110L109 211L107 210ZM114 208H115V209H114ZM77 209H80V208H77ZM77 209L75 210V212L77 211ZM116 209H117V210H116ZM216 209H217V210H216ZM216 209H213V210H212V212H211V216H212L214 213H216V214L213 215V217H214V216H217V217H218V215H219L221 212L224 211L222 208H216ZM220 209H221L222 211H221ZM120 211H119V212H120ZM217 211H220V212H217ZM81 212H82V209H81V211H80L79 213L81 214ZM111 212H112V211H111ZM111 212H110V213H111ZM76 213L79 214L78 212H76ZM112 213H114V212H112ZM218 213H219V214H218ZM82 214H83V216H84V213H82ZM83 216H82V217H83ZM84 218H85V217H84ZM84 220H86V218H85ZM199 220H200V219H199ZM198 222L201 223V221H198ZM192 236H194L193 238L196 239V237H197V232L193 233ZM192 236H191V237H192ZM211 236H212V239H211L210 242H211L212 244H215V242H216V237H215L214 235H211ZM193 238H191V239H193ZM163 264H169V262H166V261H165Z\"/></svg>",
	"mask_w": 264,
	"mask_h": 264
},
{
	"label": "clouds",
	"instance_id": "clouds-1",
	"mask_svg": "<svg viewBox=\"0 0 264 264\" xmlns=\"http://www.w3.org/2000/svg\"><path fill=\"white\" fill-rule=\"evenodd\" d=\"M140 163L145 170L153 167L147 156L142 157ZM211 239L210 233H204L200 241L192 245L190 254H185L183 250L177 251L170 258L169 264H264V202L258 205L257 213L250 220L248 240L244 245L213 251ZM4 248L6 244H0V264H8L9 261ZM145 259L150 264H159L161 249H149ZM128 264H133V261L129 260Z\"/></svg>",
	"mask_w": 264,
	"mask_h": 264
}]
</instances>
